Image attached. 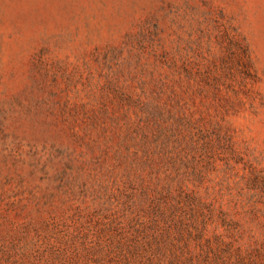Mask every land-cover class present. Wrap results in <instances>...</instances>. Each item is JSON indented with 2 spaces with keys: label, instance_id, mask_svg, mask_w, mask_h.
<instances>
[{
  "label": "rangeland",
  "instance_id": "rangeland-1",
  "mask_svg": "<svg viewBox=\"0 0 264 264\" xmlns=\"http://www.w3.org/2000/svg\"><path fill=\"white\" fill-rule=\"evenodd\" d=\"M0 264H264V0H0Z\"/></svg>",
  "mask_w": 264,
  "mask_h": 264
}]
</instances>
